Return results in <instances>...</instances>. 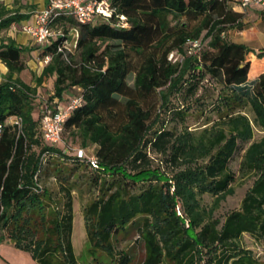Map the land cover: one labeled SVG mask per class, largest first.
Returning a JSON list of instances; mask_svg holds the SVG:
<instances>
[{"label": "trees", "instance_id": "16d2710c", "mask_svg": "<svg viewBox=\"0 0 264 264\" xmlns=\"http://www.w3.org/2000/svg\"><path fill=\"white\" fill-rule=\"evenodd\" d=\"M110 6V17L86 24L57 18L55 35L39 45L42 60H51L33 81L24 78L32 49L12 38L0 41L8 69L0 82V231L37 264H80L72 243L75 186L57 169L51 171L61 183L57 193L42 183L58 155L95 173L100 197L84 210L87 239L113 264L131 263L112 238L137 224L143 264H259L242 239L248 234L264 242V73L249 82L248 56L255 50L225 36L243 28L242 14L225 0H110ZM28 17L0 3V32ZM197 41L207 44L191 53L187 45ZM173 52L180 60L169 59ZM50 78L54 90L46 102L55 112L68 90L79 91L70 97L81 101L64 133L79 143L74 150L96 156L98 168L62 146L64 133L59 144L44 140L36 106ZM204 81L214 94L198 96ZM194 108L204 122L192 128L187 120ZM14 116L21 128L9 123ZM241 150V173L254 181L240 208L221 223L215 212L235 192L230 163Z\"/></svg>", "mask_w": 264, "mask_h": 264}, {"label": "rangeland", "instance_id": "374dc122", "mask_svg": "<svg viewBox=\"0 0 264 264\" xmlns=\"http://www.w3.org/2000/svg\"><path fill=\"white\" fill-rule=\"evenodd\" d=\"M110 1V0H109ZM184 20V19H183ZM242 29H233L226 33V39L228 41H246L250 47L256 52L249 54L248 58L253 67L250 69V78H256L259 72L264 70V56L258 57V53L261 49H264V13L256 11L249 17L244 13L242 18ZM257 27L261 32H242L243 30H250L253 27ZM0 40L6 39V34L0 35ZM207 41L201 42L200 49H204ZM190 52H194V49L187 45ZM39 56V54H38ZM76 60H79V54H74ZM175 58L180 60V57L176 54ZM33 58H31L32 61ZM34 64V65H33ZM30 68V67H29ZM42 72L36 62H31V68L25 72L24 78L26 80H32L34 74ZM133 74L128 77L129 83L133 84ZM34 85V83H33ZM203 88L199 92L198 96L205 93L214 94L215 88L209 85L206 81L202 83ZM54 90V78H50L39 88V97L37 98L36 112L41 111V106L44 102L48 101L50 95ZM79 94L76 89H70L67 91V96L75 97ZM172 103L176 106L182 104L181 100L177 97L172 98ZM189 104V103H188ZM64 106V103H61ZM37 116V115H36ZM164 118V116L162 117ZM204 122V117L197 108L192 109L189 115L187 124L194 128L201 125ZM176 125L173 122L168 124L169 127ZM180 127V125H179ZM257 138L259 136H256ZM69 148L68 152L73 154L75 148L79 146V143L72 138V135L67 131L64 133V143L62 145ZM91 154V152H89ZM244 151L238 152L230 163V169L235 173L236 180L234 183L235 192L229 195L225 201L221 203V206L216 210L215 217L223 223L226 217L232 212L240 208L242 200L244 199L247 191L251 188L254 179L249 176H243L241 173V162L243 160ZM62 170L65 175L68 176L71 184H74L73 196V210H74V225L72 233V243L74 252L80 262V264H113L114 258L101 250H94L87 239V232L84 220V210L96 199L100 197V187L93 185V179L95 173L90 169H87L85 165H77L67 157L54 156L51 157L49 162L50 172L53 170ZM44 187L57 193L60 189V182L56 179L55 173L44 175L42 178ZM64 183V182H63ZM66 184V183H64ZM203 204L210 206L212 204V198L208 195L203 196ZM179 209V208H178ZM41 229V227L39 226ZM112 242L117 253L125 252L131 257L130 264H143L146 250L144 242L140 235V230L137 225H130L127 230L121 231L119 234L112 238ZM243 246L253 251L256 258L259 260V264H264V242H257L248 234H245L242 239ZM1 260L0 264H37L33 256L26 251L17 249L12 241L9 239L8 232H1ZM162 264H173L168 259H165Z\"/></svg>", "mask_w": 264, "mask_h": 264}, {"label": "built area", "instance_id": "2783aa9c", "mask_svg": "<svg viewBox=\"0 0 264 264\" xmlns=\"http://www.w3.org/2000/svg\"><path fill=\"white\" fill-rule=\"evenodd\" d=\"M232 8H248L252 5H258L264 10V0H225ZM113 10L109 0H48V4L42 10L34 12L32 23L14 24L13 29L22 31L30 35L36 43L44 45L48 40L55 35L52 26L55 20L61 16H69L77 20L79 23H90L97 16L110 17ZM125 19L123 16L121 17ZM190 47L194 49V53L200 50V42H191ZM66 46H59V52H65ZM192 53V52H191ZM66 56V52H65ZM176 53L170 54L171 61L178 60L175 58ZM51 60V56L47 55L43 60V64H47ZM81 98L72 99L67 105L60 106L57 112L53 111L47 104L41 106L42 120L41 127L44 140L49 144H59L63 140L64 124L69 118L73 110L80 105ZM9 123L21 128L23 126L22 119L14 116L9 120ZM2 126L0 125V136ZM76 156L90 164L94 168H98V161L95 155L90 154L86 149H76ZM47 160V155L42 156V161ZM38 179V174L36 175ZM3 212V207L0 206V216ZM1 238V231H0ZM1 248V243H0ZM1 260V251H0Z\"/></svg>", "mask_w": 264, "mask_h": 264}, {"label": "crops", "instance_id": "0c3cea01", "mask_svg": "<svg viewBox=\"0 0 264 264\" xmlns=\"http://www.w3.org/2000/svg\"><path fill=\"white\" fill-rule=\"evenodd\" d=\"M0 3L3 6H5L6 8L13 9V10H20L21 13L29 15V17L27 19L21 21L20 23H17V24L22 25L24 23H29V24L32 23V17H33L34 12H36L38 10H42L43 8H45L46 5L48 4V0H0ZM230 8L235 12L241 13L242 18H243L244 13H246L249 17L252 15V13H255L256 11L264 13V10L258 5H252L248 8H245V9L244 8L234 9L231 6H230ZM70 32L74 37L78 36L77 30L73 29ZM242 32H261V30L257 29V27L255 26V27L251 28L250 30H243ZM3 34H6V38L14 39L17 44L22 45V46H26V47H29L30 49H32V51H30L28 54H26L27 65L31 68V62L32 63L36 62V66H38L40 69H43L41 48H40L41 46L39 47L40 44H37L35 42V40L30 35L22 32V31H16V30H12V29L0 32V35H3ZM233 42L244 43V44L249 46V44L246 41H238V42L233 41ZM250 48H252V47H250ZM254 53H252V54H254ZM38 54H39V56H38ZM31 58H33L32 61H31ZM252 67H253V65H251V68ZM7 71H8L7 67L0 60V82L3 81L4 76L6 75ZM262 73H264V70L259 72V74L256 76V78ZM252 80H253V78H250V76H249V82H251ZM69 98L66 97L64 99V101H62L61 103H64V105H67L71 101V98L70 99Z\"/></svg>", "mask_w": 264, "mask_h": 264}]
</instances>
